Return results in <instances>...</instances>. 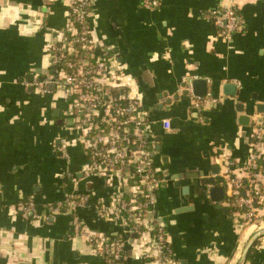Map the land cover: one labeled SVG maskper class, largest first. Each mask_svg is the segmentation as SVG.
I'll list each match as a JSON object with an SVG mask.
<instances>
[{"label":"crops","instance_id":"0c3cea01","mask_svg":"<svg viewBox=\"0 0 264 264\" xmlns=\"http://www.w3.org/2000/svg\"><path fill=\"white\" fill-rule=\"evenodd\" d=\"M221 3L232 5L242 23L229 40L205 18ZM41 5L42 0H0V264H108L70 235L67 214L28 220L16 210L17 201L31 198L44 215L45 205L71 189L61 174L83 162L75 147L69 163L58 150V137L66 132L63 95L37 94L24 84L30 74L47 73L46 38L66 21V0L52 1L40 19ZM93 10L96 36L113 46L154 121L153 161L161 178L156 212L173 256L180 264H237L249 237L264 224L235 225L222 154L246 161V135L259 116L264 121V0H159L156 7L142 0H94ZM197 77L206 80L207 94L222 97L201 113L182 94V84ZM224 83L233 84L234 95L223 93ZM163 118L169 130L161 126ZM214 167L223 178L216 185L224 198L216 201L199 183ZM90 184L93 197L79 216L94 230L120 231L95 212V200L108 194L102 179ZM259 214L264 219V205ZM140 247L128 245L120 264H158L141 255ZM244 264H264V235Z\"/></svg>","mask_w":264,"mask_h":264},{"label":"built area","instance_id":"2783aa9c","mask_svg":"<svg viewBox=\"0 0 264 264\" xmlns=\"http://www.w3.org/2000/svg\"><path fill=\"white\" fill-rule=\"evenodd\" d=\"M52 1L55 0H42L37 13L40 19ZM66 2L64 26L51 30L45 41L47 73L34 75L24 84L37 94L63 95L61 118L66 132L58 137V150L69 163L70 148L75 147L83 162L77 169L68 168L61 174L65 178L63 185L68 181L71 189L64 192L62 199L45 205L44 215L37 211L31 198L17 201L16 210L28 220H49L57 214H67L70 235L83 239L108 264H120L133 241L141 246V255L153 258L158 264H180L173 256L168 231L156 212L161 178L153 161L157 144L154 121L113 46L95 34L91 23L95 18L94 0ZM142 3L156 7L159 0H142ZM205 18L227 40L242 27L229 4L221 3L205 14ZM187 93L191 107L199 113L222 98L209 94L197 97L191 87H187ZM261 122L252 125L246 135L250 145L246 161L235 163L221 155L224 181L231 193L238 228L264 224L259 214L264 202V121ZM161 126L169 130L170 121L163 118ZM92 178L102 179L108 189L107 196L95 200V212L120 231L94 230L79 216L78 210L88 206L93 197Z\"/></svg>","mask_w":264,"mask_h":264},{"label":"water","instance_id":"95a60500","mask_svg":"<svg viewBox=\"0 0 264 264\" xmlns=\"http://www.w3.org/2000/svg\"><path fill=\"white\" fill-rule=\"evenodd\" d=\"M48 71V70H47ZM39 72H43V71H39ZM33 77L32 74L29 75V78L31 79ZM191 87V90H192V93L197 96V97H201V96H204L205 94H207V82L205 79L203 78H193L191 79L187 84L186 83H183L182 84V87ZM222 88H223V93L225 94H230V95H234L235 94V87L233 86V84H230V83H224L222 85ZM50 89H52V86L50 87ZM182 94H187V90L184 89ZM177 96H173L172 99H176ZM171 101V99L167 100V102L169 103ZM243 108H241L240 106V111L242 110ZM240 121L243 123V124H247V122L249 121V118L248 116L246 115H242L240 117ZM262 121V118L261 116H259L257 118V122L260 123ZM158 138L156 137V140ZM59 142H57L58 144ZM218 168L217 167H214L213 171H212V176H207L205 178H202L199 183L201 184L202 187H205V189L207 190L208 192V197L211 199V200H220V199H223L224 198V195H223V187L222 186H217L216 183H221L223 182V178L222 176H219L217 175L218 173ZM230 192V190H229ZM263 205H264V202H263ZM264 235V227L255 231L248 239V241L246 242L242 252H241V255H240V258L238 259V262L237 264H244L246 258H247V255H248V252L250 250V248L252 247V245L255 243V241ZM133 236V235H132Z\"/></svg>","mask_w":264,"mask_h":264},{"label":"trees","instance_id":"16d2710c","mask_svg":"<svg viewBox=\"0 0 264 264\" xmlns=\"http://www.w3.org/2000/svg\"><path fill=\"white\" fill-rule=\"evenodd\" d=\"M25 199H27V198H25ZM114 229V228H113Z\"/></svg>","mask_w":264,"mask_h":264}]
</instances>
